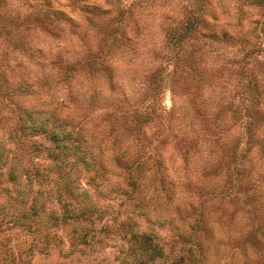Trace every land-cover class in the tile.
<instances>
[{"label": "rangeland", "instance_id": "obj_1", "mask_svg": "<svg viewBox=\"0 0 264 264\" xmlns=\"http://www.w3.org/2000/svg\"><path fill=\"white\" fill-rule=\"evenodd\" d=\"M0 264H264V0H0Z\"/></svg>", "mask_w": 264, "mask_h": 264}, {"label": "trees", "instance_id": "obj_2", "mask_svg": "<svg viewBox=\"0 0 264 264\" xmlns=\"http://www.w3.org/2000/svg\"><path fill=\"white\" fill-rule=\"evenodd\" d=\"M50 138H51V142H55L56 143V147L54 146V148L49 149L51 151L50 155L52 156V159L56 162H59V159L63 160V162L67 161L66 156H69L71 154V152L69 151L71 148L69 145H67V141H69L68 138H66V135L64 134V132H60L58 133L56 131V129L53 130L52 134H49ZM84 156V155H83ZM82 156V157H83ZM14 171V169H13ZM12 174V178H14L15 174L14 172L11 173ZM142 238H145V243H147V245L149 246H158L156 250L160 249L159 245L157 243H155V237H153V235H142Z\"/></svg>", "mask_w": 264, "mask_h": 264}]
</instances>
